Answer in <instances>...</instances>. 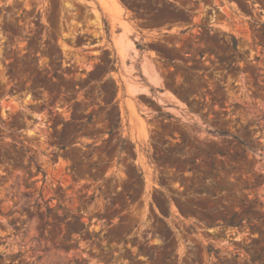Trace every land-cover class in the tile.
Here are the masks:
<instances>
[{"label":"rangeland","instance_id":"1","mask_svg":"<svg viewBox=\"0 0 264 264\" xmlns=\"http://www.w3.org/2000/svg\"><path fill=\"white\" fill-rule=\"evenodd\" d=\"M0 264H264V0H0Z\"/></svg>","mask_w":264,"mask_h":264},{"label":"crops","instance_id":"2","mask_svg":"<svg viewBox=\"0 0 264 264\" xmlns=\"http://www.w3.org/2000/svg\"><path fill=\"white\" fill-rule=\"evenodd\" d=\"M125 15V17H126V14H124ZM131 22H132V20H131ZM134 26V25H133ZM133 29H134V27H132ZM174 29H176V30H174ZM178 29H180V26H177V27H174L173 25H169V26H167L166 28H160V29H158L156 32H154V33H156V34H162V33H170V32H177L178 31ZM136 30H134V32H135ZM150 33H153V32H150ZM119 48H120V50H121V52L123 53L124 52V54H125V51H128V54H129V56L132 58L133 56H136V48L134 47V45H133V43L132 44H126V49L125 48H123V46H122V44L120 43L119 44ZM130 59V58H129ZM146 66V67H145ZM150 66V64L149 63H144V74H146V76L148 77V78H150V76L154 79V80H156L155 79V76H154V73L152 72V70H151V68L149 67ZM150 84H152V85H154V82H152L151 81V79H150ZM161 95H162V97L164 98V99H167V100H169L170 98L164 93V92H162L161 93Z\"/></svg>","mask_w":264,"mask_h":264},{"label":"bare ground","instance_id":"3","mask_svg":"<svg viewBox=\"0 0 264 264\" xmlns=\"http://www.w3.org/2000/svg\"><path fill=\"white\" fill-rule=\"evenodd\" d=\"M124 48V47H123ZM121 52V51H120ZM122 53V52H121ZM123 54H124V52H123ZM153 77V76H152ZM151 76H150V79H151V81L152 82H154L155 83V80L152 78Z\"/></svg>","mask_w":264,"mask_h":264}]
</instances>
